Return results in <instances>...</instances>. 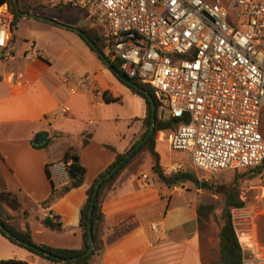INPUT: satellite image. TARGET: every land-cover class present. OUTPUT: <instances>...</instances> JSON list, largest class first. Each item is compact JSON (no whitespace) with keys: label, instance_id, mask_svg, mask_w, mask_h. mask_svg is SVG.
Here are the masks:
<instances>
[{"label":"crops","instance_id":"0c3cea01","mask_svg":"<svg viewBox=\"0 0 264 264\" xmlns=\"http://www.w3.org/2000/svg\"><path fill=\"white\" fill-rule=\"evenodd\" d=\"M75 11L85 17L82 11ZM15 25L6 49L0 50V59L7 58L0 66V188L22 192L21 225L28 226L34 242L78 249L82 245L79 209L86 188L114 160V151L129 148L139 130L134 133V116H129L124 119L125 129L117 139L119 146L105 142L101 135L108 121L97 117L98 110L91 105L120 103L121 97L134 98L136 94L118 81L96 55L98 72L79 80L85 85H77L72 76L77 71L75 62L69 57L63 56L61 66L55 67L47 55L39 52L35 41L18 46L15 52L11 41ZM64 28L75 32L86 45L79 33ZM94 87L105 92L106 97L120 100L106 103L102 97L95 104L91 97ZM65 107L67 111L60 113ZM43 131L47 132L46 139H50L48 144L44 148L34 146L33 140ZM53 133L65 136L54 137ZM86 133L91 137L78 153L79 163L85 168L82 185L68 190L49 206H42L40 203L50 194L51 182L56 189L68 183L60 160L64 149L78 146ZM159 141L166 140L156 136L155 150L163 172L183 165L184 162H170L169 166H162ZM45 164H49L50 179ZM205 203L210 202L204 201L199 189L172 190L158 181L153 171L150 175L140 167L134 170L133 159L104 193L103 249L92 257V264H204L201 248L205 235L198 225L197 208ZM50 213L59 217L60 230H52L40 222ZM252 232L258 248L264 249V225L260 223ZM247 236L254 240L252 247H257L254 237ZM7 259L28 264H62L40 258L0 234V260Z\"/></svg>","mask_w":264,"mask_h":264},{"label":"built area","instance_id":"2783aa9c","mask_svg":"<svg viewBox=\"0 0 264 264\" xmlns=\"http://www.w3.org/2000/svg\"><path fill=\"white\" fill-rule=\"evenodd\" d=\"M40 1L78 9L102 27L108 59H119L128 77L149 85L158 108L178 121L157 138L187 151L194 168L215 174L264 159V0ZM12 28L13 14L3 2L0 50ZM102 96L92 89L93 103ZM249 248L244 264L256 259Z\"/></svg>","mask_w":264,"mask_h":264},{"label":"trees","instance_id":"16d2710c","mask_svg":"<svg viewBox=\"0 0 264 264\" xmlns=\"http://www.w3.org/2000/svg\"><path fill=\"white\" fill-rule=\"evenodd\" d=\"M18 9L22 12H27V9H32L36 13H40L42 11V7L40 6H25L21 4L20 0H17ZM5 2L8 5L9 10L13 14V26L17 22L20 16L15 13L13 8L12 0H0V4ZM59 9L65 8L66 10H73L76 9L73 7H55ZM75 9V10H74ZM86 36L87 39L82 38V40L86 43V45L93 51L96 57L104 64L102 58L99 56L101 53L104 57L107 55L104 53V48L106 49L107 43L105 38L97 33H92L89 31H85L81 29ZM88 42L93 43V47L89 45ZM112 66L113 70L109 69L115 78L120 81L123 85H126L130 91L139 97H141L144 101V114L140 118L141 126L143 127V131L138 135L136 139L131 143L128 149L124 150L123 152H116L114 149L107 145V147L111 148L115 152L114 160L102 171L100 172L97 177H95L92 183L86 188L85 193L86 197L84 202L82 203L79 209V219H78V226L80 229L82 245L78 249H69V248H55L51 247L42 243H36L32 240L30 230L28 226L25 224L24 226L21 225V221L24 216H22L19 212L22 206V198L23 194L20 190L15 192L8 190L7 188L3 187L0 188V224H2L6 230L11 233V236L5 235L4 231L0 229V234L8 239L11 243L20 246L32 254L46 259L50 262L54 263H62V264H92V257L99 255L103 249V241L102 236L104 233V215L102 213L101 205L102 200L104 197V193L107 190L112 188V184L116 176L125 168L127 167L131 161L134 159V170L137 169L140 163L135 162L138 158V155L142 151H147L149 155L152 157L153 163L151 165V169L156 177V179L167 186L172 185L173 183L177 182L178 180L186 181L190 180L193 183H198L199 180L197 176L192 172H179V173H170L166 174L163 172L162 167L160 165V158L159 154L155 150V143H156V133L161 130H169L175 129L177 124H174V119L167 118L162 119L157 114L158 103L156 98L153 94L152 89L149 85L141 83L136 77H128L121 69H120V61L119 59H108ZM118 73V75L116 74ZM135 85L141 87L143 91H139ZM146 93L152 97V100L155 104V117L153 123V131L148 136L146 140H144L141 145L133 150L129 154L127 158L124 159L123 163L119 166V168L111 174L109 177L104 179L101 184L99 185L95 196H93V189L94 184L99 177L107 173L111 168L117 165L124 156L129 153L131 149L139 143L148 133L150 125H151V107L150 101L146 97ZM103 100L106 103L116 102L119 101V97H106L105 92H103ZM263 133V132H262ZM264 134V133H263ZM52 136L54 137H63L62 133H53ZM90 134L86 133L81 137L80 143L78 146L67 147L64 149L61 162L64 165V169L66 175L68 177V183L61 187L60 189L54 188L51 182V191L49 196L42 201L40 204L42 206H49L50 203L58 198L59 196L66 193L68 190L72 188H76L83 183V178L85 174V168L79 163L78 153L81 148H83L90 139ZM49 138L46 139L43 143L34 145L36 147L44 148L48 142ZM49 164H45V173L48 179H50V173L48 170ZM247 169H251L255 174L259 175L264 171V159L254 167H250ZM223 200H224V208L221 212L222 223L219 226L218 230V242H217V254L216 260L213 264H244L243 263V249L241 244L238 241L235 228L232 221V215L230 209L232 208H241L244 206V201L239 198V189L237 186V182L233 181L230 185L223 186ZM91 207V216H88V210ZM215 205L210 203L200 204L197 208V215H198V225L200 229L204 227V225L209 220V215L214 210ZM229 208V209H227ZM227 209V211H226ZM40 222L52 229V230H60L61 223L59 221V217L57 215H50L45 216L40 220ZM264 225L263 223H261ZM88 225L89 230L92 236V241L94 245V249L90 252L89 255L78 258L73 260L75 257L82 254L88 247L87 245V237H88ZM46 254H44V253ZM203 258V263L204 257ZM0 264H28L23 261L18 260H0Z\"/></svg>","mask_w":264,"mask_h":264},{"label":"rangeland","instance_id":"374dc122","mask_svg":"<svg viewBox=\"0 0 264 264\" xmlns=\"http://www.w3.org/2000/svg\"><path fill=\"white\" fill-rule=\"evenodd\" d=\"M20 1L25 6L34 5L42 7L40 13H36L32 9H27V12H34L66 26L78 27L104 37L102 27L95 21L86 19L79 11L50 7L43 4L40 0ZM11 41L14 43L15 52L18 50V46L31 44L32 41H35L39 52L42 55H47L55 67L61 66V61L64 59L62 58L63 56L69 57L70 61L75 62L77 71L72 76L77 85H85V83L80 84L79 80L84 77L86 78V76L87 78L91 77L94 73L98 72V62L94 52L83 44L75 32L55 23L39 20L38 18L20 17L12 31ZM5 62H7V58L0 59V66L5 64ZM91 107L98 110L97 117L108 121L102 131L101 137L104 138L105 142L113 146H119L117 139H120L119 134L125 129V118L134 116V133L139 128L136 135H134V139L143 131L139 118L144 113V103L142 98L137 95H134V98L121 97L120 103H102L100 105H91ZM157 114L162 119L169 118L167 110L157 108ZM261 132L264 133V106L261 111ZM157 148L162 155V166L167 167L170 162H184L183 165L174 166L166 174L188 171L194 173L200 182L210 185V189H207L201 187L200 182L198 184L190 180L182 181L181 179L170 185V188L181 186V190L199 189L203 194L204 201L212 202L215 205L214 210L209 215V220L202 228L205 236L202 241L201 250L205 263L213 264L216 260L218 230L222 223L221 212L225 207L222 192L223 186L230 185L233 181H236L239 189L238 196L244 201L243 207L230 209L238 241H240L239 236L242 233L252 235L257 246L252 248L256 259L252 260L253 263L246 261V264H264V249L258 248L256 237L252 232L253 229H258L260 223L264 224V171L257 175L251 169L241 168L238 170H224L215 174H206L190 164L187 151L171 150L164 141H159ZM135 162L140 163V169L152 175L151 165L153 160L147 151H142ZM173 190L178 189L173 188ZM242 245L245 260H250L252 250L247 244Z\"/></svg>","mask_w":264,"mask_h":264},{"label":"water","instance_id":"95a60500","mask_svg":"<svg viewBox=\"0 0 264 264\" xmlns=\"http://www.w3.org/2000/svg\"><path fill=\"white\" fill-rule=\"evenodd\" d=\"M12 3H13V8H14V11L16 14H18L20 17H25V18H38V19H41V20H46L48 22H51V23H55L57 25H60V26H63V27H70L71 29H73L74 31H76L77 33L80 34V36L84 39H87V36L86 34L80 30L79 28L77 27H72V26H66L64 24H61L51 18H48L46 16H43V15H39V14H36L34 12H22L21 10L18 9V4H17V0H12ZM90 46L93 47V43L92 42H88ZM1 54V52H0ZM99 56L102 58L104 64L111 70H113V66L111 64V62L106 58L104 57L101 53H99ZM118 75V73H116ZM135 87L139 90V91H143V89L137 85H135ZM146 97L147 99L150 101V107H151V125H150V128H149V131L147 133V135L139 142L137 143V145L134 147V149H131L129 151V153H127L124 158L117 164L115 165L113 168H111L107 173H105L104 175H102L101 177H99L97 179V181L95 182L94 184V189H93V196H95L96 192H97V189L99 187V185L101 184V182L106 179L107 177H109L111 174H113L118 168L119 166L123 163L124 159L127 158L129 156V154L131 152H133V150H135L136 148H138L141 143L146 140L148 138V136L152 133L153 131V123H154V117H155V104L152 100V97L146 93ZM174 124H177L178 121L177 120H174L173 121ZM46 136H47V132L43 131V132H40L36 135V138L33 140V143L35 145L37 144H40L42 143L45 139H46ZM200 186L201 187H205L207 189H210V185L206 184V183H203V182H200ZM228 209V208H227ZM226 209V211H227ZM88 216L90 217L91 216V207L89 208L88 210ZM0 229L4 231L5 235L7 236H11V233L5 229V227L0 224ZM87 249L82 253L80 254L79 256L75 257L73 260H76L78 258H82V257H85L87 255L90 254V252L94 249V245H93V241H92V236H91V233H90V230H89V225H88V237H87ZM44 253V252H43ZM46 254V253H44Z\"/></svg>","mask_w":264,"mask_h":264},{"label":"bare ground","instance_id":"6f19581e","mask_svg":"<svg viewBox=\"0 0 264 264\" xmlns=\"http://www.w3.org/2000/svg\"><path fill=\"white\" fill-rule=\"evenodd\" d=\"M239 240L241 242H244L245 244L247 243L249 246H253L254 245V241H252V237L247 236V234L246 235H244V234L240 235L239 236Z\"/></svg>","mask_w":264,"mask_h":264}]
</instances>
